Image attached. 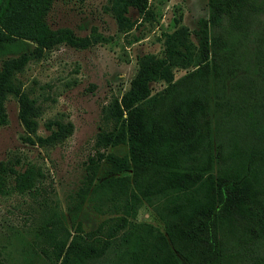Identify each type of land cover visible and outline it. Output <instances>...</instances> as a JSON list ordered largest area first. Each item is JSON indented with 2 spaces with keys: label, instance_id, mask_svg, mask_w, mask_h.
<instances>
[{
  "label": "trees",
  "instance_id": "trees-1",
  "mask_svg": "<svg viewBox=\"0 0 264 264\" xmlns=\"http://www.w3.org/2000/svg\"><path fill=\"white\" fill-rule=\"evenodd\" d=\"M10 2L1 0L0 19ZM207 6L192 31L180 25L166 34L163 58L139 59L121 102L103 105L64 206L47 172L28 185L19 181L24 200L13 231L26 239L19 259L9 261L0 250V264H90L101 256L105 264H264V0ZM130 7L142 14L146 0H114L118 26L132 25ZM28 53L22 39L1 35L0 77L6 58L15 54L21 65ZM172 66L185 69L174 77ZM155 77L164 83L151 91ZM19 95L33 131L26 96ZM3 97L0 84V104ZM52 124L37 135L44 144L71 131L69 121ZM119 143L126 152L106 150ZM87 200L106 216L83 230L78 215ZM142 203L161 226L135 219Z\"/></svg>",
  "mask_w": 264,
  "mask_h": 264
},
{
  "label": "rangeland",
  "instance_id": "rangeland-1",
  "mask_svg": "<svg viewBox=\"0 0 264 264\" xmlns=\"http://www.w3.org/2000/svg\"><path fill=\"white\" fill-rule=\"evenodd\" d=\"M113 3L11 0L0 19V36L22 39L29 51L21 65L15 54L6 58L8 71L0 77L4 88L0 104V250L9 261L19 259L26 239L13 231L20 214L17 207L24 200L17 191L19 181L28 185L40 171L47 172L64 206V193L77 185L82 161L92 150L103 105L114 99L121 102L144 54L163 58L167 33L180 25L192 31L197 19L208 15L207 0H146L142 14L129 8L126 14L133 23L122 27L115 20ZM189 41V50L194 52L191 32ZM171 69L177 77L185 68ZM163 83V78L148 80L151 91ZM19 92L26 96L27 115L35 120L33 131L20 113ZM52 120L69 121L71 131L60 143L44 144L37 135L48 133L54 127ZM106 150L122 154L127 145H109ZM106 167L103 161L98 177ZM105 216L95 212L87 200L78 219L83 230H88ZM135 219L161 226L145 203L139 206ZM106 260L101 256L90 264H105Z\"/></svg>",
  "mask_w": 264,
  "mask_h": 264
}]
</instances>
